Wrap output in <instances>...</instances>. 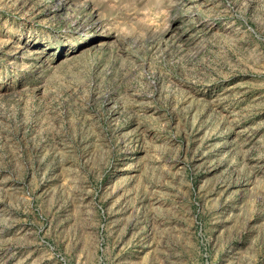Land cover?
<instances>
[{
  "label": "rangeland",
  "instance_id": "374dc122",
  "mask_svg": "<svg viewBox=\"0 0 264 264\" xmlns=\"http://www.w3.org/2000/svg\"><path fill=\"white\" fill-rule=\"evenodd\" d=\"M0 264H264V0H0Z\"/></svg>",
  "mask_w": 264,
  "mask_h": 264
}]
</instances>
